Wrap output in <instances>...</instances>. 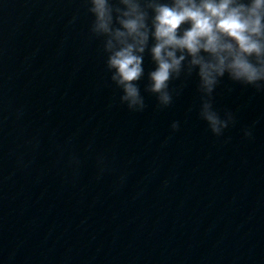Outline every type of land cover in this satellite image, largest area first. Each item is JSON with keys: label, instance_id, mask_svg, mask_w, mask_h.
<instances>
[{"label": "water", "instance_id": "95a60500", "mask_svg": "<svg viewBox=\"0 0 264 264\" xmlns=\"http://www.w3.org/2000/svg\"><path fill=\"white\" fill-rule=\"evenodd\" d=\"M49 1L91 264H264V93L225 76L214 107L236 123L217 137L199 117L195 73L172 82L182 91L167 108L143 92L146 54L147 107L131 112L86 0Z\"/></svg>", "mask_w": 264, "mask_h": 264}, {"label": "clouds", "instance_id": "9594fccd", "mask_svg": "<svg viewBox=\"0 0 264 264\" xmlns=\"http://www.w3.org/2000/svg\"><path fill=\"white\" fill-rule=\"evenodd\" d=\"M93 17L90 34L102 40L106 70L131 112L147 105L141 82L145 55L155 67L143 92L167 108L182 88L173 81L198 76L199 117L221 137L236 123L214 107L222 80L264 93V0H86ZM179 131L180 122L171 125ZM253 137L252 127L243 130Z\"/></svg>", "mask_w": 264, "mask_h": 264}]
</instances>
